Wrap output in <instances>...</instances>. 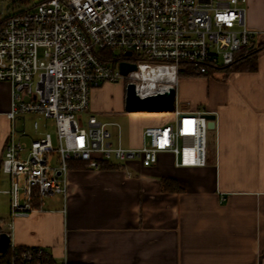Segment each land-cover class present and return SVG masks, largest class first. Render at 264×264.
<instances>
[{"label":"built area","instance_id":"built-area-1","mask_svg":"<svg viewBox=\"0 0 264 264\" xmlns=\"http://www.w3.org/2000/svg\"><path fill=\"white\" fill-rule=\"evenodd\" d=\"M1 1L11 9L0 10V81L11 84L0 157L7 182L2 191L9 195L5 227L40 211L49 196H61L65 212L73 162L93 169L129 160L149 166L160 152H170L176 166L206 163L205 110H183L174 100L172 110L160 111L168 120L145 126L141 144L126 147L119 128L114 142L108 123L90 112L91 91L125 77L143 97L175 86L187 67L206 74L208 67L231 63L258 34L246 26V0ZM115 48L121 53L113 58ZM120 61L136 68L122 75ZM146 80L155 86L142 94L137 87ZM16 258L19 264H71L55 262L42 246L16 251Z\"/></svg>","mask_w":264,"mask_h":264},{"label":"crops","instance_id":"crops-1","mask_svg":"<svg viewBox=\"0 0 264 264\" xmlns=\"http://www.w3.org/2000/svg\"><path fill=\"white\" fill-rule=\"evenodd\" d=\"M244 9L248 27L258 31L255 45L264 42V0H246ZM225 79L182 75L174 86L180 109L215 115L204 165L176 166L170 152H160L149 166L129 160L93 169L73 162L65 212L61 196L47 197L40 211L6 227L10 242L42 246L55 262L67 258L71 264H264V48L254 70ZM95 88L89 110L105 115L95 107ZM10 102L11 84L0 81V157ZM141 112L128 142L120 138L123 146H139L145 126L170 118ZM103 121L118 130L117 122ZM162 178L174 179L181 189L163 190ZM5 188L0 172V193L8 196L0 205L2 230L9 221Z\"/></svg>","mask_w":264,"mask_h":264},{"label":"rangeland","instance_id":"rangeland-1","mask_svg":"<svg viewBox=\"0 0 264 264\" xmlns=\"http://www.w3.org/2000/svg\"><path fill=\"white\" fill-rule=\"evenodd\" d=\"M5 7H6V2L0 0V10H3L4 12L8 10L7 12H10L11 9H5ZM246 26L248 27L247 23H246ZM120 53H121V50L118 48H115L112 52L113 58L119 56ZM231 69L229 70L227 69L210 70L208 71V73L206 72V74H196V75L194 74L188 75L183 72V73H179L178 77L183 75V76H190V77L209 78L212 81H223V80L225 81L226 80L225 78L231 72H234V71H231ZM127 82L128 81L125 77L119 78L118 80H114V81H107V82H104L102 86L96 87L93 91L94 98H95L94 102L96 103L95 107H99L103 109V113L105 112L104 113L105 115H100L99 113L95 112L97 117L101 120L118 123L119 128H120V138H121L122 144L127 143L130 138V134L132 130L131 123L133 122V120H136L140 113L145 114V112H141V111H130L129 112L124 108V92H125V85ZM178 104L180 107H183V106L188 107V105L185 102H182L180 100H178ZM200 108L202 107L200 106ZM157 113H161V112H157ZM163 114H167V113H163ZM28 118H30V116H28ZM27 124L29 128V123ZM107 127L111 132L110 139H112L115 142L116 137L118 135L117 126L112 125L111 123ZM213 136H214V129L208 128L207 130V155L209 154V150L211 147L210 146L211 140L212 141L214 140ZM25 137H28V135H26ZM2 186H6V185L3 184ZM7 197L8 196L6 194L0 193V205H3L6 203V200H8ZM4 229L6 230L7 228L4 227Z\"/></svg>","mask_w":264,"mask_h":264},{"label":"water","instance_id":"water-1","mask_svg":"<svg viewBox=\"0 0 264 264\" xmlns=\"http://www.w3.org/2000/svg\"><path fill=\"white\" fill-rule=\"evenodd\" d=\"M130 51H126V55H130ZM119 71L122 75L127 74L129 71L136 68L133 62L120 61L118 64ZM175 100V88L170 86L167 91L156 92L154 94H148L146 96H139L135 90L133 82H127L124 92V108L127 111H170L174 107ZM204 117L208 119L207 127H214V113L205 112ZM10 243V235L5 231H0V253L5 252L7 246Z\"/></svg>","mask_w":264,"mask_h":264},{"label":"trees","instance_id":"trees-1","mask_svg":"<svg viewBox=\"0 0 264 264\" xmlns=\"http://www.w3.org/2000/svg\"><path fill=\"white\" fill-rule=\"evenodd\" d=\"M264 48V42L257 43L256 45L249 44L246 46L241 47L237 51H235L233 56V61L227 65L217 66V67H208L207 73L210 70H218V69H231V71H239V70H254L256 68V55L257 52ZM130 59H133V57H130ZM185 74H194L190 67H187L184 71ZM78 165H83L81 162H77ZM111 164L103 162L102 165ZM161 186L163 190H180L181 187L176 183V181L172 178H162L161 179ZM30 246H14L11 248L10 246L7 248V250L0 254V264H19L17 258L12 260V256L14 252L21 251L24 248H28Z\"/></svg>","mask_w":264,"mask_h":264},{"label":"bare ground","instance_id":"bare-ground-1","mask_svg":"<svg viewBox=\"0 0 264 264\" xmlns=\"http://www.w3.org/2000/svg\"><path fill=\"white\" fill-rule=\"evenodd\" d=\"M170 77H171V74H170ZM154 86H155V83L153 82V80H146L142 82L141 85H138L137 90L138 92L142 94L149 93L151 92V88H153ZM163 86H166V85H163Z\"/></svg>","mask_w":264,"mask_h":264}]
</instances>
